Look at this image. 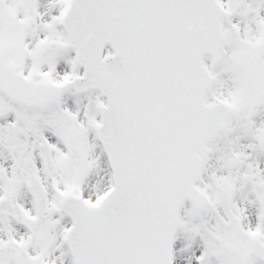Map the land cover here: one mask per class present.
I'll return each instance as SVG.
<instances>
[{"label": "snow or ice", "instance_id": "snow-or-ice-1", "mask_svg": "<svg viewBox=\"0 0 264 264\" xmlns=\"http://www.w3.org/2000/svg\"><path fill=\"white\" fill-rule=\"evenodd\" d=\"M0 264H264V0H0Z\"/></svg>", "mask_w": 264, "mask_h": 264}]
</instances>
